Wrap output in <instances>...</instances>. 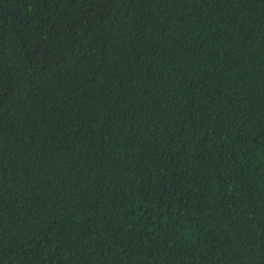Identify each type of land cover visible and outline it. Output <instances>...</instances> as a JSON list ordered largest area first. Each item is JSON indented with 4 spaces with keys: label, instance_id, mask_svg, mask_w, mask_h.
Segmentation results:
<instances>
[{
    "label": "trees",
    "instance_id": "trees-1",
    "mask_svg": "<svg viewBox=\"0 0 264 264\" xmlns=\"http://www.w3.org/2000/svg\"><path fill=\"white\" fill-rule=\"evenodd\" d=\"M0 264H264V0H0Z\"/></svg>",
    "mask_w": 264,
    "mask_h": 264
}]
</instances>
